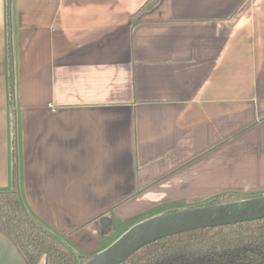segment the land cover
I'll return each mask as SVG.
<instances>
[{"label":"crops","instance_id":"1","mask_svg":"<svg viewBox=\"0 0 264 264\" xmlns=\"http://www.w3.org/2000/svg\"><path fill=\"white\" fill-rule=\"evenodd\" d=\"M145 1L11 0L12 103L0 0V188L15 162L83 255L120 219L264 189V0Z\"/></svg>","mask_w":264,"mask_h":264},{"label":"trees","instance_id":"2","mask_svg":"<svg viewBox=\"0 0 264 264\" xmlns=\"http://www.w3.org/2000/svg\"><path fill=\"white\" fill-rule=\"evenodd\" d=\"M156 3L157 0H147L138 11L151 9ZM5 6L7 83L8 95L13 103L15 65L10 21L11 0H5ZM11 169V184L7 188H0V231L14 242L27 264H84L92 255L76 252L56 232L37 224L32 218L21 198L15 162ZM261 194L219 193L195 206L231 203ZM129 226L123 231L129 229ZM105 233L103 243L109 237V232ZM119 264H264V217L163 237L134 251Z\"/></svg>","mask_w":264,"mask_h":264},{"label":"water","instance_id":"3","mask_svg":"<svg viewBox=\"0 0 264 264\" xmlns=\"http://www.w3.org/2000/svg\"><path fill=\"white\" fill-rule=\"evenodd\" d=\"M264 217V193L231 203L160 213L135 223L84 264H119L146 244L189 230L230 225ZM0 264H27L17 246L0 231ZM81 264V263H79Z\"/></svg>","mask_w":264,"mask_h":264},{"label":"rangeland","instance_id":"4","mask_svg":"<svg viewBox=\"0 0 264 264\" xmlns=\"http://www.w3.org/2000/svg\"><path fill=\"white\" fill-rule=\"evenodd\" d=\"M231 192H234V193H237V194H240V195H246V194H256V193H264V189H260L259 191H254V192H243V191H236V190H231V191H222V192H217L216 194H219V193H231ZM215 194V195H216ZM214 195V196H215ZM213 196L209 197V198H206V199H202L201 201H195V202H172V204H166V205H162L160 207H157V209L153 210V211H150L149 213H143L141 216H138L136 218H128V219H120L121 222L119 224H115L116 226H114V229L112 228V233L109 232L108 235L109 237L107 239L109 240H113L115 237L117 238V236H119L120 234H122L124 231V229L126 227H131L133 226L135 223H138L139 220H143L144 218H147V217H152V216H156L160 213H165V212H170L172 210H179V209H187L188 207H191V206H195L197 204H201L202 202L212 198ZM133 224V225H131ZM111 233V235H110ZM107 240V241H109ZM106 241V243H107ZM42 264V263H41Z\"/></svg>","mask_w":264,"mask_h":264}]
</instances>
